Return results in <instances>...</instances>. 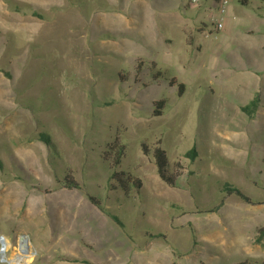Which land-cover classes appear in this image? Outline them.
Instances as JSON below:
<instances>
[{
    "label": "rangeland",
    "instance_id": "obj_1",
    "mask_svg": "<svg viewBox=\"0 0 264 264\" xmlns=\"http://www.w3.org/2000/svg\"><path fill=\"white\" fill-rule=\"evenodd\" d=\"M136 1L0 0V234L28 235L32 264H264V89L250 121L240 89L220 79L237 48L208 13L189 0ZM245 9L247 19L264 10L258 0ZM146 17L170 45L145 44ZM117 137L126 155L115 165ZM157 146L175 186L160 178ZM113 169L141 191L110 180Z\"/></svg>",
    "mask_w": 264,
    "mask_h": 264
},
{
    "label": "crops",
    "instance_id": "obj_2",
    "mask_svg": "<svg viewBox=\"0 0 264 264\" xmlns=\"http://www.w3.org/2000/svg\"><path fill=\"white\" fill-rule=\"evenodd\" d=\"M244 1L245 0H243L241 3H233L229 9V12L227 13L225 29L222 32L226 33L225 36L227 37V40L229 39L232 43H235L237 49L231 52V61H228L229 67H226L228 70H224L220 73V79H222L221 83H223L224 87L229 88V86L236 85L238 89H240L239 91L241 97L238 96L240 98L239 100L247 101L246 103H239V105H237V107H239V110L252 102V100H254L257 95L263 98L262 93L264 89V56H255V53H261L262 51H264V10L259 14L251 13L249 19H247L246 17L248 16V14H246L245 8L248 7L249 0H247V5L245 6L243 4ZM136 2H142L145 4V6H147L145 0H137ZM258 2L264 9V0H258ZM127 10L128 9H126V12ZM201 26L204 25L201 24ZM260 33H262L263 36L257 39L256 35ZM142 38H144L145 44L148 47H153L160 44L164 45V43L170 45L172 43L171 37L167 36L163 38V36L160 35V30L155 29L147 17L145 33H143ZM107 41L113 43L111 39H108ZM128 41L131 42V39L129 38ZM188 41L189 45L192 46L194 41L193 37L188 38ZM241 53L244 55V58L239 57ZM165 59H170V55L168 52L165 53L163 57V60ZM214 59L216 61V66L218 63L217 56H214ZM242 60L244 63H247V65L241 64L240 61ZM177 63L178 61H176V64ZM153 64H155V71L160 70L162 72L161 69L157 68L156 62L151 63V65ZM259 91L261 94L259 93ZM255 115L260 116L259 110H257ZM252 120L254 121V117L250 119V121ZM243 132L246 133L245 130ZM244 139L249 142V139L246 135V138L240 139V143L242 142V140L244 141ZM234 146L240 145L234 144ZM2 217L5 224L11 218L10 214H3L1 218ZM0 235H4V233H1Z\"/></svg>",
    "mask_w": 264,
    "mask_h": 264
},
{
    "label": "trees",
    "instance_id": "obj_3",
    "mask_svg": "<svg viewBox=\"0 0 264 264\" xmlns=\"http://www.w3.org/2000/svg\"><path fill=\"white\" fill-rule=\"evenodd\" d=\"M244 6L247 5V0L243 2ZM152 69L155 71V64L151 65ZM160 78H163V73L160 70H157L153 74V81L157 82ZM169 85L170 87H177L178 89V95L180 97L183 96L185 92V84L180 83L176 78H172L169 80ZM166 101L165 100H159L156 103H154V111L153 114L154 116H162L164 114L165 106H166ZM259 101L258 100H252L248 105L242 107V111L246 113L250 118H253L254 115L256 114L258 110ZM49 136L42 134L41 135V140L44 141L46 144H50ZM118 137L114 139V141L111 143V153L113 152L115 157H114V164L118 165L121 162V157H125V147L119 143ZM144 149L147 151V147L144 146ZM192 152V151H191ZM189 152V154H191ZM155 161L158 166V172L159 175L161 176L160 178L167 184L171 186L176 185V177H178L175 173L170 168V163L168 161V156L167 153L164 149H162L160 146H157L155 148ZM192 156V155H191ZM114 168V167H113ZM110 180L116 182L117 184L121 185L123 189H129L130 186L134 187L137 191H141L143 184L140 181L139 178L134 176L133 174L130 173H125L122 171L114 170L113 173L110 176ZM65 183L67 187L69 188H80L79 185L73 181L70 177L65 178ZM225 186V191H227L229 194H236L241 199L245 202L251 203V199L249 196L245 195L242 191H240L237 188L231 187V185L224 183ZM90 201L96 205V206H101V202L99 199H97L94 196H89ZM256 243L264 246V227L259 230V235H257L256 238ZM234 264H252L249 260H244L240 261L238 263Z\"/></svg>",
    "mask_w": 264,
    "mask_h": 264
},
{
    "label": "built area",
    "instance_id": "obj_4",
    "mask_svg": "<svg viewBox=\"0 0 264 264\" xmlns=\"http://www.w3.org/2000/svg\"><path fill=\"white\" fill-rule=\"evenodd\" d=\"M243 0H189L188 6L196 7L208 13L209 24L213 31L225 29L226 17L233 3ZM26 248V249H25ZM37 256L28 235H20L12 240L0 235V264H32Z\"/></svg>",
    "mask_w": 264,
    "mask_h": 264
},
{
    "label": "bare ground",
    "instance_id": "obj_5",
    "mask_svg": "<svg viewBox=\"0 0 264 264\" xmlns=\"http://www.w3.org/2000/svg\"><path fill=\"white\" fill-rule=\"evenodd\" d=\"M187 7H189V6H187ZM207 15V14H206ZM212 30V29H211ZM219 33V32H218ZM32 243V242H31Z\"/></svg>",
    "mask_w": 264,
    "mask_h": 264
},
{
    "label": "water",
    "instance_id": "obj_6",
    "mask_svg": "<svg viewBox=\"0 0 264 264\" xmlns=\"http://www.w3.org/2000/svg\"><path fill=\"white\" fill-rule=\"evenodd\" d=\"M26 249V248H25Z\"/></svg>",
    "mask_w": 264,
    "mask_h": 264
}]
</instances>
